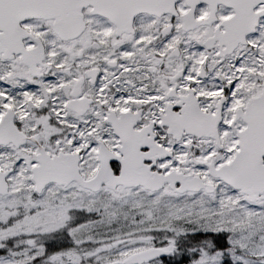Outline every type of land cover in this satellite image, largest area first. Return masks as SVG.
I'll return each instance as SVG.
<instances>
[{
  "label": "snow or ice",
  "instance_id": "obj_1",
  "mask_svg": "<svg viewBox=\"0 0 264 264\" xmlns=\"http://www.w3.org/2000/svg\"><path fill=\"white\" fill-rule=\"evenodd\" d=\"M0 264H264V0H0Z\"/></svg>",
  "mask_w": 264,
  "mask_h": 264
}]
</instances>
